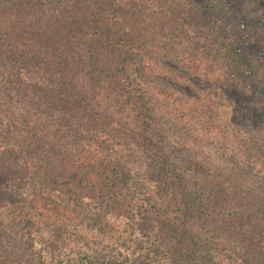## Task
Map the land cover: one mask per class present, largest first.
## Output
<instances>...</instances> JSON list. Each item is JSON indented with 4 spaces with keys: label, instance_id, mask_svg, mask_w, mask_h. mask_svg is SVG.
<instances>
[{
    "label": "trees",
    "instance_id": "16d2710c",
    "mask_svg": "<svg viewBox=\"0 0 264 264\" xmlns=\"http://www.w3.org/2000/svg\"><path fill=\"white\" fill-rule=\"evenodd\" d=\"M159 38L169 51L189 38L204 59L240 80V96L264 100V0H0V68L11 79L0 85V201L12 199L13 189L28 178L74 202L95 191L101 209L124 213L142 231L158 230L166 264H264V168L231 152L222 165L211 167L172 143L141 85L144 55L150 47L160 48ZM32 43L33 53L28 49ZM28 66L51 72L57 80L26 92L16 74ZM80 75L92 94L76 85ZM104 83L131 111V126L112 119L99 104L95 93ZM11 95L17 104L67 107L80 124L70 130L75 137L86 133L83 139L97 147L111 146L106 153L101 149L104 168L93 191L62 180V151L40 135L42 126L28 125L22 110L5 105ZM96 133L108 135L111 144L97 140ZM254 145V158H259L261 144ZM116 146L128 152L136 148L159 203L150 205L138 181L133 189L125 186L131 178L127 164L135 162ZM3 238L0 264L20 249L13 241L1 243ZM152 260L146 251L113 261Z\"/></svg>",
    "mask_w": 264,
    "mask_h": 264
},
{
    "label": "rangeland",
    "instance_id": "374dc122",
    "mask_svg": "<svg viewBox=\"0 0 264 264\" xmlns=\"http://www.w3.org/2000/svg\"><path fill=\"white\" fill-rule=\"evenodd\" d=\"M158 41L160 48L150 47L144 55L145 83L141 85L152 96L160 120L158 124L165 127L172 143L196 154L197 159L211 167L222 165L226 154L231 152L238 159L249 160L256 169L264 168V100L240 96V80L211 59H204L189 38L180 40L171 51L162 49L164 39ZM28 49L34 52L33 43ZM16 76L21 79L20 88L25 87L26 92L34 85L44 86L48 81L57 80L55 74L31 66L19 69ZM9 79L7 69L0 68V85ZM77 79L80 83L76 85L88 95L92 94L85 78L80 75ZM112 87L104 83L102 88L96 89V99L112 119L118 123L126 120L131 126L132 113L122 104L123 99L113 94ZM16 97L11 95L5 105L22 110L29 119L28 125L38 123L42 126L40 135L56 143L62 151V165L66 168L61 172L62 180L69 181L71 188L93 191V181L104 168V160L99 159L101 149L106 153L111 151V146L108 149L104 148L105 144L97 147L92 140L83 139L86 133L75 137L70 130L80 124L70 117L67 107L44 109L42 104L36 107L25 101L17 104ZM8 117L3 115L2 119ZM82 120L86 118L83 116ZM94 136L99 138L97 140H107L104 143L112 142L108 135L96 133ZM256 141L263 152L259 158H254L252 150ZM131 149L128 152L114 147L125 156L133 157L135 162L127 164L131 178L125 181V186L133 189L139 186L138 181L147 201L155 205L161 197L141 165L142 156L134 146ZM248 153L251 154L249 159ZM73 173L75 177L70 180ZM107 173L110 179L111 174ZM51 188L28 178L19 188L13 189L12 199L0 201V235L4 236L1 243L6 241L11 245L13 241L20 247L19 253L4 259L3 264H114L113 260L125 262L146 251L152 254V264L167 263L165 247L161 238L157 239V229L142 231L137 221L126 218L124 213L101 209V200L95 191L94 195L74 202L63 192Z\"/></svg>",
    "mask_w": 264,
    "mask_h": 264
}]
</instances>
